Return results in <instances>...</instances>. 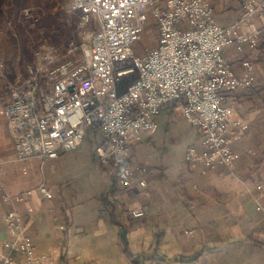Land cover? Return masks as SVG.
<instances>
[{"label": "built area", "instance_id": "obj_1", "mask_svg": "<svg viewBox=\"0 0 264 264\" xmlns=\"http://www.w3.org/2000/svg\"><path fill=\"white\" fill-rule=\"evenodd\" d=\"M71 8L81 12L84 22L96 23L86 40L66 47L39 43L25 75L14 83L5 80L0 88V108L19 161L57 159L77 149L89 129L99 128L102 142L95 153L100 162L121 172L124 189L144 187L146 182L128 163L132 144L156 133L162 107L176 102L187 122L199 130L187 161L200 162L209 170L237 160L232 137H239L249 125L234 118V105L226 98L255 84V63L246 50L261 43L264 0H244L239 18L228 24L216 20L212 0H72ZM23 15L33 17L30 9ZM151 20L157 25L158 43L138 53ZM231 47L244 74L228 60ZM132 72L138 79L119 93L118 81ZM257 188L256 208L264 212V183ZM37 189L46 198L53 197L46 184ZM33 191L11 194L0 178L5 201H27ZM145 214L143 209L132 211L137 218ZM4 221L11 235L0 248L4 264H15L17 254L22 264H55L37 252L22 212L11 209Z\"/></svg>", "mask_w": 264, "mask_h": 264}, {"label": "crops", "instance_id": "obj_2", "mask_svg": "<svg viewBox=\"0 0 264 264\" xmlns=\"http://www.w3.org/2000/svg\"><path fill=\"white\" fill-rule=\"evenodd\" d=\"M243 1L212 0L216 20L239 18ZM246 55L255 63V86L226 98L250 122L245 136L232 140L237 160L209 170L187 161L199 130L184 118L181 103L165 104L158 131L132 144L129 164L146 182L132 190L121 186V172L98 159L99 128L57 159L19 161L0 109V178L11 194L34 190L24 202L5 201L0 192V248L11 237L5 214L18 209L37 252L55 264H264V212L255 200L264 176V31ZM227 57L244 74L235 48ZM42 183L52 198L37 189ZM140 209L146 214L134 217ZM15 264H22L21 255Z\"/></svg>", "mask_w": 264, "mask_h": 264}, {"label": "rangeland", "instance_id": "obj_3", "mask_svg": "<svg viewBox=\"0 0 264 264\" xmlns=\"http://www.w3.org/2000/svg\"><path fill=\"white\" fill-rule=\"evenodd\" d=\"M71 1L0 0V59L3 61L0 67V88L5 80L6 83H14L18 76L25 75L26 67L39 43L49 42L66 47L72 41L83 42L88 32L95 29L96 23L84 22L81 12L71 8ZM25 9H30L33 17H25ZM157 30L155 21L151 20L137 46L138 53H144L145 48L157 45ZM0 109L4 112L3 107ZM234 118L248 124L249 130L250 122L238 116L235 110ZM245 133L232 137V140L243 138ZM260 183H264V176L256 186ZM259 193L258 189L256 197Z\"/></svg>", "mask_w": 264, "mask_h": 264}, {"label": "trees", "instance_id": "obj_4", "mask_svg": "<svg viewBox=\"0 0 264 264\" xmlns=\"http://www.w3.org/2000/svg\"><path fill=\"white\" fill-rule=\"evenodd\" d=\"M130 63L127 62L125 65H129ZM138 79V73L132 72L129 74L124 75L117 83V88L119 93L125 92L129 85H131L133 82H135ZM106 205L108 207V203L106 202Z\"/></svg>", "mask_w": 264, "mask_h": 264}]
</instances>
